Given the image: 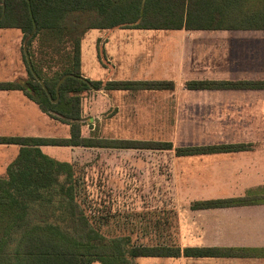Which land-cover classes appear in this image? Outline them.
<instances>
[{
    "label": "trees",
    "instance_id": "16d2710c",
    "mask_svg": "<svg viewBox=\"0 0 264 264\" xmlns=\"http://www.w3.org/2000/svg\"><path fill=\"white\" fill-rule=\"evenodd\" d=\"M0 29H17L23 34L27 46L22 51L29 73L24 82H0V91L24 92L44 113L69 126L66 138L0 136V145L19 148L0 177V264H134L137 258L264 256V250L181 249L174 242L135 246L128 237L108 239L91 224L78 200L88 193L75 178L74 166L41 149L171 150L173 144L166 141L82 135L84 94L103 89L174 88L173 82L166 81L85 78L81 73L82 39L93 30L113 29L264 32V0H0ZM186 88L264 90V80L192 81ZM248 147L176 148L175 154L229 153ZM255 204H264V195L195 202L191 209Z\"/></svg>",
    "mask_w": 264,
    "mask_h": 264
},
{
    "label": "rangeland",
    "instance_id": "374dc122",
    "mask_svg": "<svg viewBox=\"0 0 264 264\" xmlns=\"http://www.w3.org/2000/svg\"><path fill=\"white\" fill-rule=\"evenodd\" d=\"M168 33L171 32L140 29L90 31L81 42V72L94 81L106 74L115 79L125 77L137 57L141 65L145 64L146 56L149 57L148 38ZM199 34L252 38L254 58L260 56L258 58L264 61V32ZM22 36L17 29H0V82L29 79L20 46ZM115 68L118 75L114 74ZM131 92L100 90L84 94L82 135L88 137L92 133L104 139L170 142L179 123H172L168 109L164 108L166 101L170 102L168 95ZM23 93L0 91V136L68 137L69 126L44 113ZM173 141L176 145L179 142L176 138ZM42 151L74 166L75 178L80 179L88 193V197H78V200L91 217V224L106 238L128 237L135 246L166 242L178 245L179 204L174 203V197L178 191L175 183L179 181L180 165L173 161L174 153L72 147H43ZM15 157L16 150L4 151L0 146V177L4 174V165ZM165 262L176 264L175 258L134 260V264Z\"/></svg>",
    "mask_w": 264,
    "mask_h": 264
},
{
    "label": "crops",
    "instance_id": "0c3cea01",
    "mask_svg": "<svg viewBox=\"0 0 264 264\" xmlns=\"http://www.w3.org/2000/svg\"><path fill=\"white\" fill-rule=\"evenodd\" d=\"M167 32L171 33L148 38L149 57L146 56L145 64L141 65L137 57L127 76L115 79L106 74L99 81L174 83V88L170 90H137L131 93L168 95L170 102L166 101L167 105L164 108L168 109L167 113L172 118V123H179L170 141L173 148L163 150L174 153L173 161L180 165L179 181L178 184L175 183L178 191H175L174 197V203L179 204V247L263 251L264 204L200 210L191 209V204L264 195V90H191L186 88V83L262 81L264 61L258 58L260 56L254 58L252 38L199 34L207 31ZM248 43H252L253 46ZM20 46L22 49L27 45L21 41ZM47 72L49 76L53 74L50 70ZM114 72L116 75L119 74L116 68ZM82 75L93 80L83 73ZM138 75L142 77L139 78ZM24 97L28 99L25 94ZM174 138L179 140L177 145L173 141ZM238 144L249 147L246 150L229 153L181 156L175 154L176 148ZM0 146L4 151L16 150V156L19 153L16 146ZM8 162L4 165V174ZM175 261L176 264H264V256L216 258L181 256Z\"/></svg>",
    "mask_w": 264,
    "mask_h": 264
}]
</instances>
